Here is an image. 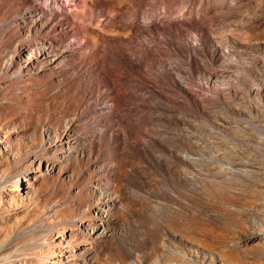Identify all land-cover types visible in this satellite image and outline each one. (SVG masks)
Listing matches in <instances>:
<instances>
[{
  "label": "rangeland",
  "instance_id": "1",
  "mask_svg": "<svg viewBox=\"0 0 264 264\" xmlns=\"http://www.w3.org/2000/svg\"><path fill=\"white\" fill-rule=\"evenodd\" d=\"M0 264H264V0H0Z\"/></svg>",
  "mask_w": 264,
  "mask_h": 264
}]
</instances>
